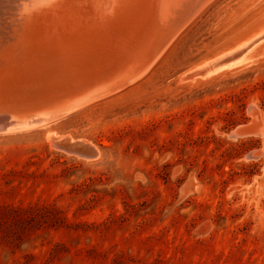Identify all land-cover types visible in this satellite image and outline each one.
Instances as JSON below:
<instances>
[{
  "label": "rangeland",
  "instance_id": "1",
  "mask_svg": "<svg viewBox=\"0 0 264 264\" xmlns=\"http://www.w3.org/2000/svg\"><path fill=\"white\" fill-rule=\"evenodd\" d=\"M57 1L8 25L0 111L92 100L0 132V264H264V138L250 109L264 122V37L240 65L197 76L264 31V0H210L140 71L177 16L155 30V0Z\"/></svg>",
  "mask_w": 264,
  "mask_h": 264
},
{
  "label": "bare ground",
  "instance_id": "2",
  "mask_svg": "<svg viewBox=\"0 0 264 264\" xmlns=\"http://www.w3.org/2000/svg\"><path fill=\"white\" fill-rule=\"evenodd\" d=\"M50 0H0V43H4V42H7L9 39H11L12 38V36L11 35H9V34H7V27H8V25L10 26V25H14V24H16L17 23V21H18V19H19V17L20 16H22L23 15V17H24V14H27L29 11H30V9L31 8H33V7H35L36 5H44L46 2H47V4H48V2H49ZM59 1V0H58ZM57 1V2H58ZM62 1V0H61ZM88 1V0H87ZM96 1V0H95ZM103 1V0H102ZM121 1V0H120ZM127 1V0H126ZM126 1H125V3H126ZM128 1H130V0H128ZM127 1V2H128ZM142 1V0H141ZM150 1V0H149ZM148 1V2H149ZM156 1V4H155V11L153 10V14H154V19H156V27H155V30H157L158 28H159V24H161V22H169V21H171V20H169V18H173V17H175V16H177V19H178V17H179V19H182V18H185L182 22V24H181V27L179 28V30H177L173 35H172V37L173 36H175L176 34H178V32L181 30V29H183V27L185 28V25L198 13H200L201 11H202V9H204V7L210 2V0H155ZM200 1H203V3H201L200 4V6L197 8V9H194V7L200 2ZM54 2V1H53ZM53 2L51 1V3L50 4H53ZM57 2H55V3H57ZM73 2H75V1H73ZM83 2H84V0H83ZM122 2H123V0H122ZM121 2V3H122ZM131 2V1H130ZM138 2V1H137ZM100 3H102V2H100ZM100 3H99V5H100ZM112 3V2H111ZM119 3V2H118ZM124 3V4H125ZM59 4H61V3H59ZM62 4H64L63 3V1H62ZM78 4V3H77ZM108 4V3H107ZM123 4V3H122ZM128 4V3H127ZM139 4V3H138ZM54 5H56V4H53V5H51L52 6V8H53V6ZM67 5V4H66ZM80 5V4H79ZM81 5H82V3H81ZM105 5V4H104ZM108 5H111V4H108ZM128 5H130V4H128ZM57 6V5H56ZM73 6V5H72ZM83 6V5H82ZM93 6V5H92ZM118 6V5H117ZM120 6V5H119ZM125 6V5H124ZM154 6V5H153ZM39 7H41V6H39ZM45 8H46V6H44ZM49 6H47V8H48ZM59 7V6H58ZM61 7V6H60ZM67 7V6H66ZM121 7V6H120ZM119 7V8H120ZM126 7V6H125ZM130 7H132L131 5H130ZM42 8V7H41ZM46 8V9H47ZM54 8L56 9V7L54 6ZM63 8V7H62ZM74 8V7H73ZM100 8V7H99ZM102 8V7H101ZM126 8H128V7H126ZM154 8V7H153ZM49 9H51V7H49ZM54 9V10H55ZM57 9H59V8H57ZM61 9V8H60ZM59 9V10H60ZM86 9V8H85ZM108 9V8H107ZM110 9V8H109ZM115 9V8H114ZM129 9V8H128ZM133 9H135V7L133 8ZM150 9H151V7H150ZM48 10V9H47ZM46 10V11H47ZM53 10V9H52ZM53 10V11H54ZM79 10V9H78ZM84 10V9H83ZM117 10V9H116ZM125 10V9H124ZM127 10V9H126ZM37 11V10H36ZM45 11V12H46ZM49 11V10H48ZM47 11V12H48ZM64 11V10H63ZM80 11V10H79ZM121 11H122V8H121ZM120 11V12H121ZM47 12H46V14H47ZM95 12V11H94ZM115 12V11H114ZM113 12V13H114ZM127 12H129V11H127ZM127 12H126V14H127ZM139 12V11H138ZM188 12H190V14H189V16H187V14H188ZM40 13V12H39ZM42 13V12H41ZM49 13H50V11H49ZM51 13H53V12H51ZM87 13V12H86ZM104 13V12H103ZM122 13H124V12H122ZM133 13H136V12H133ZM144 13H145V11H144ZM35 14H36V12H35ZM43 14V13H42ZM79 14V13H78ZM97 14V13H96ZM108 14V13H107ZM106 14V15H107ZM125 14V15H126ZM129 14V13H128ZM131 14V13H130ZM141 14H143V13H141ZM31 15V14H30ZM64 15V14H63ZM74 15V14H73ZM110 15V14H109ZM115 15V14H114ZM114 15L112 16V17H114ZM136 15V14H135ZM135 15H133V16H135ZM138 16L140 15V14H137ZM75 16V15H74ZM73 16V17H74ZM79 16V15H78ZM83 16V15H82ZM91 16V15H90ZM137 16V17H138ZM141 16V15H140ZM192 16V17H191ZM23 17H22V19H23ZM41 17H42V15H41ZM43 17H45V16H43ZM57 17V16H56ZM84 17V16H83ZM109 17V16H108ZM107 17V18H108ZM119 17H120V15H119ZM141 17H143V16H141ZM147 17V16H146ZM153 17V16H152ZM182 17V18H181ZM26 18V17H25ZM48 18H50V17H48ZM52 18V17H51ZM54 18V17H53ZM59 18V17H58ZM80 18H81V15H80ZM95 18V17H94ZM123 18V17H122ZM129 18V17H128ZM140 18V17H139ZM21 19V20H22ZM27 19V18H26ZM33 20L35 19V18H32ZM38 19V18H37ZM46 19V18H45ZM44 19V20H45ZM60 19V18H59ZM70 19V18H69ZM72 19V18H71ZM77 19V18H76ZM79 19V18H78ZM82 19H84V18H82ZM110 19V18H109ZM112 19V18H111ZM116 19V18H115ZM124 19V18H123ZM132 19H135V18H132ZM152 19V18H151ZM150 19V20H151ZM176 19V20H177ZM178 19V20H179ZM36 20V19H35ZM63 20V19H62ZM90 20V19H89ZM95 20V19H94ZM124 20H126V19H124ZM138 20V19H137ZM149 20V21H150ZM153 20V19H152ZM177 20V21H178ZM42 21V20H41ZM77 21L78 20H76V23H77ZM80 21V23L82 22L81 20H79ZM84 21H85V19H84ZM116 21V20H115ZM120 22L122 21V20H119ZM128 21V20H127ZM146 21H148V20H146ZM176 21V22H177ZM50 22L52 23L53 21H51V19H50ZM56 22V21H55ZM60 22V21H59ZM70 22V21H69ZM90 22H91V20H90ZM43 23V22H42ZM42 23H40V24H38V22H37V24L39 25V26H41V24ZM64 23V22H63ZM95 23H97V22H95ZM112 23V22H111ZM151 23V22H150ZM29 24V23H28ZM32 24V23H31ZM46 24H48V23H46ZM46 24H44V25H46ZM75 24V23H74ZM78 24V23H77ZM83 24V23H82ZM85 24V23H84ZM122 24V23H121ZM133 24V23H132ZM33 25V24H32ZM37 25V26H38ZM86 25H88V23L86 24ZM96 25V24H95ZM94 25V26H95ZM108 25V24H107ZM114 25H116V27H117V24H114ZM113 25V26H114ZM119 25V24H118ZM135 25V24H134ZM167 25V24H166ZM166 25H162V26H166ZM169 25V24H168ZM30 26V25H29ZM43 26V25H42ZM47 26V25H46ZM52 26H53V23H52ZM51 26V27H52ZM60 27H62L63 28V26H61V25H59ZM70 26H71V24H70ZM69 26V27H70ZM72 26H73V24H72ZM79 26H81V24L79 25ZM92 27V29L93 30H95V27ZM111 26H112V24H111ZM132 26V25H131ZM31 27V26H30ZM32 27H34V26H32ZM55 27H56V29H58L57 28V26H56V24H55ZM87 27V26H86ZM10 28V27H9ZM45 28V27H44ZM48 28V27H47ZM52 28H54V27H52ZM51 28V29H52ZM61 28V29H62ZM68 28V27H67ZM70 28H73V27H70ZM75 28V27H74ZM80 28V29H79ZM82 28V29H81ZM83 28H85V27H77V29L78 30H76V28H75V31H79L80 30V33H78V32H75L74 34H76V33H78V34H81L82 32H81V30L83 31ZM88 28H90V27H88ZM131 28V27H130ZM154 28V27H153ZM164 28V27H163ZM41 29V28H40ZM55 29V30H56ZM111 29V28H110ZM114 29V28H113ZM133 29V28H132ZM147 29V28H146ZM66 30V29H65ZM154 30V29H153ZM46 31V30H45ZM49 31V30H48ZM57 31V30H56ZM64 31V30H63ZM68 31H70V30H68ZM67 31V32H68ZM72 31V30H71ZM90 31V30H89ZM105 31V30H104ZM109 31H112V30H109ZM117 31V30H116ZM135 31V30H134ZM133 31V32H134ZM144 31V30H143ZM159 31V30H158ZM51 32V31H50ZM50 32H48V33H50ZM52 32H53V29H52ZM66 32V31H65ZM84 32H87V29L85 30L84 29ZM102 32V31H101ZM108 32V31H107ZM163 32V31H162ZM38 33V32H37ZM54 33V32H53ZM59 33V32H58ZM57 32H56V34H58ZM63 33V32H62ZM69 33H71V32H69ZM89 33V32H88ZM88 33H86V34H88ZM93 33V32H92ZM91 33V31H90V35L92 34ZM147 33V32H146ZM73 34V35H74ZM113 34V33H112ZM112 34H110V35H112ZM128 34V33H127ZM33 35H35V34H33ZM39 35V34H38ZM43 35V34H42ZM45 35V34H44ZM51 35V34H50ZM72 35V36H73ZM82 36H83V38H84V35H83V33L81 34ZM96 35H97V33H96ZM103 35V34H102ZM134 35V34H133ZM142 35H144V34H142ZM141 35V36H142ZM152 35H153V33H152ZM152 35L150 36V37H152ZM161 35V34H160ZM11 36V37H10ZM21 36V35H20ZM53 36H55V34L53 35ZM63 36H64V34H63ZM76 36V35H75ZM75 36H73V37H75ZM88 36V35H87ZM92 36H93V34H92ZM94 36H95V33H94ZM93 36V37H94ZM178 36V35H177ZM176 36V37H177ZM14 37V36H13ZM68 37V36H67ZM92 37V38H93ZM96 37V36H95ZM135 37V36H134ZM155 37H157V36H155ZM175 37V38H176ZM264 37V31L263 32H261V33H259L256 37H254V38H252V39H250L249 41H247V42H245V43H243V44H241L240 46H238V47H236V48H234L233 50H230V51H227V52H225V53H222V54H220L219 56H217V57H215V58H213V59H211V60H209V61H207V62H204L203 64H201V65H199V66H197V69H199V74L197 75V76H205V75H209L210 73H213V72H215V71H219V70H221V69H223V68H225V67H227V66H230L231 64H232V66H230V67H233V66H238V65H240L242 62H243V58H244V54L248 51V49L250 48V47H252V45L254 44V43H256L257 41H259L261 38H263ZM20 38V37H19ZM54 38V37H53ZM77 38H80V37H78L77 36ZM86 38V37H85ZM91 38V39H92ZM101 38V37H100ZM136 38L137 37H135L134 38V40H136ZM144 38H145V35H144ZM24 39H25V36H24ZM30 39H31V37H30ZM43 39H45V38H43ZM63 40H64V38H62ZM66 39V38H65ZM72 39V38H71ZM73 39H75V38H73ZM72 39V40H73ZM96 39V38H95ZM139 39V38H138ZM149 39V38H148ZM13 40V39H12ZM56 40H57V38H56ZM61 40V39H60ZM67 40V39H66ZM77 40V39H76ZM130 40V39H129ZM173 40V39H172ZM37 41H39V40H37ZM54 41V40H53ZM62 41V40H61ZM71 41V40H70ZM75 41V40H74ZM81 41V40H80ZM80 41H78V42H80ZM139 41V40H138ZM143 41V40H142ZM146 41V40H145ZM144 41V42H145ZM60 42V41H59ZM58 42V43H59ZM78 42H77V45H78ZM170 42V41H169ZM174 42V41H173ZM172 42V43H173ZM47 43V42H46ZM61 43V42H60ZM72 43V42H71ZM86 43H88V41L86 40ZM92 43V42H91ZM94 43H95V41H94ZM131 43V42H130ZM130 43H129V45H130ZM141 43V42H140ZM145 43H147V41L145 42ZM151 43V42H150ZM168 43V42H167ZM30 44V43H29ZM45 44V43H44ZM50 44V43H49ZM64 44V43H63ZM138 44H139V42H138ZM142 44H143V42H142ZM152 44V43H151ZM169 45L171 44V43H168ZM168 44H166V45H168ZM59 45V44H58ZM65 45V44H64ZM67 45H69L68 43H67ZM75 45V44H74ZM82 45V44H81ZM93 45V44H92ZM95 45V44H94ZM98 45V44H97ZM137 45V44H136ZM148 44H146L145 46H147ZM168 45V46H169ZM13 46H15V45H13ZM29 46V45H28ZM52 46V45H51ZM54 46V45H53ZM86 46V45H85ZM128 46V45H127ZM134 46V45H133ZM167 46V47H168ZM71 47H72V45H71ZM75 47V46H74ZM80 47V46H79ZM84 47V46H83ZM83 47H81V48H83ZM87 47V46H86ZM85 47V48H86ZM90 47H91V45H90ZM95 47V46H94ZM148 47H151V46H148ZM167 47L165 48V49H167ZM13 48H15V47H13ZM48 48V47H47ZM63 48V47H62ZM140 48H142V47H140ZM140 48H138V49H140ZM61 49V48H60ZM71 49V48H70ZM74 49V48H73ZM77 49V48H76ZM94 49V48H93ZM165 49H164V51H165ZM8 50H9V48H8ZM12 50V49H11ZM150 50V49H149ZM1 51V50H0ZM64 51V50H63ZM146 51V50H145ZM148 51V50H147ZM163 51V52H164ZM9 52V51H8ZM54 52V51H53ZM58 52V51H57ZM70 52H71V50H70ZM81 52V51H80ZM126 52V51H125ZM162 52V53H163ZM43 53V52H42ZM46 53V52H45ZM44 54V53H43ZM54 54V53H53ZM55 54H57L56 52H55ZM54 54V55H55ZM63 54V53H62ZM80 54V53H79ZM89 54H91V53H89ZM128 54H129V52H128ZM12 55V54H11ZM52 55V54H51ZM51 55H49V56H51ZM73 55V54H72ZM86 55V54H85ZM1 56V55H0ZM70 56V55H69ZM130 56H132V54H130ZM5 57V56H4ZM3 57V58H4ZM127 57V56H126ZM45 59V58H44ZM126 59V58H125ZM132 60H134L133 58H130L129 59V61H132ZM1 61V60H0ZM4 61V60H3ZM48 61H50V60H48ZM137 61V60H136ZM96 62V61H95ZM138 62V61H137ZM130 63H133V62H130ZM136 63V62H135ZM155 63V62H154ZM234 63V64H233ZM134 64V63H133ZM132 65V64H131ZM137 65V64H136ZM127 66H125V68H126ZM229 68V67H228ZM2 70V69H1ZM93 70V69H92ZM95 71H97V70H95ZM98 72V71H97ZM120 72H122V71H120ZM92 74H94V73H92ZM96 74V73H95ZM213 75V74H212ZM80 77V76H79ZM2 80V79H1ZM83 80V79H82ZM85 80V79H84ZM84 82H87V80L86 81H84ZM101 83V82H100ZM106 83V82H105ZM85 84H87V83H85ZM24 85V84H23ZM110 85H111V83H110ZM108 86V85H107ZM97 87V86H96ZM99 87H102L101 86V84H100V86ZM113 87V86H112ZM92 88H94V87H92ZM40 89H41V87H40ZM103 89V88H102ZM109 89V88H108ZM90 90V89H89ZM89 90H87V91H89ZM94 90L95 89H93V92H94ZM100 90V89H99ZM103 90H105V89H103ZM112 91V90H111ZM41 92V91H40ZM90 93H91V91H89ZM86 94H87V92H85ZM89 93V94H90ZM105 93V92H104ZM88 94V95H89ZM93 94V93H92ZM30 95V94H29ZM81 95V94H80ZM79 95V96H80ZM84 93H83V98H84ZM87 95V96H88ZM99 95V94H98ZM34 96V95H33ZM36 96H37V94H36ZM100 97H101V95H99ZM104 96V95H103ZM86 98V97H85ZM85 98H84V100H85ZM90 100H92V98L91 97H88ZM27 99V98H26ZM35 99V98H34ZM33 99V100H34ZM88 99V100H89ZM38 100V99H37ZM69 100V99H68ZM89 100V101H90ZM36 101V100H35ZM39 101V100H38ZM45 101H48V100H45ZM89 101H85V102H81V100H80V102H73V101H71V102H73L72 104L71 103H69V105H64V106H62L61 108H59V110H54V111H52V113L49 111V110H45V111H35L34 112V110H32L31 112H29V113H27V114H22V115H16V114H14V113H10V112H1L0 111V132H13V131H18V130H23L24 128H29V127H31V126H34V125H37V124H42V123H45V122H47V121H49L50 119H53V118H56V117H58V116H61V115H63V114H65V113H67L68 111H70V110H72V109H75V108H77V107H79V106H81L82 104H84V103H86V102H89ZM63 102V101H62ZM2 104V103H1ZM45 104V103H44ZM4 105V104H3ZM45 106V105H44ZM15 107V106H14ZM17 108H18V106H16ZM33 107V106H32ZM37 107V106H36ZM33 108H35V107H33ZM14 109V108H13ZM251 109V113L253 114V122H255V125H256V127H257V129H258V135H260L261 137H263L264 138V122L262 121V119L260 118V116H259V113H258V111L256 112V111H254V108L253 107H251L250 108ZM12 110V109H11ZM10 110V111H11ZM20 110V109H19ZM24 110V109H23ZM31 110V109H30ZM256 110V109H255ZM22 112V111H21ZM51 113V114H50ZM250 113V112H249ZM17 129V130H16ZM253 129H254V127H253ZM255 130V129H254ZM236 131H233L232 132V134H235L236 135ZM50 134V133H49ZM52 134V133H51ZM54 134V133H53ZM257 134V133H256ZM55 136H57V135H55ZM55 136H53V140L56 138ZM51 137H52V135H51ZM50 137V138H51ZM55 137V138H54ZM58 137V136H57ZM54 144H56L58 147H60V148H62V146H60L59 144H57L56 142L54 143L53 142V145ZM63 149H65V148H63ZM262 149V148H261ZM66 151H68V152H72V153H75V154H78V155H80V156H83V157H87V158H94V157H96L97 156V154H98V151H97V149L94 147V146H92L90 149H89V151L87 152V153H82V152H76V151H73V150H68V149H65ZM255 152H259V151H255Z\"/></svg>",
  "mask_w": 264,
  "mask_h": 264
},
{
  "label": "water",
  "instance_id": "3",
  "mask_svg": "<svg viewBox=\"0 0 264 264\" xmlns=\"http://www.w3.org/2000/svg\"><path fill=\"white\" fill-rule=\"evenodd\" d=\"M203 3V1H200L195 7L194 9H197L200 4ZM190 12H188L187 16H189ZM182 18V17H181ZM185 18H182V19H177L172 25H168L162 32V36L161 38H159L158 40V44L155 48L151 49V52L150 54L148 55L147 58H145L146 60L139 66V71L147 64L149 63L148 61H150L152 59V57H154L156 55V53L161 49V47L163 46V44H165L169 38L172 37V35L177 31L179 30V28L181 27V24L183 23L182 21L184 20ZM135 70L134 72H137L138 70ZM197 73H199V69L197 70ZM248 125L246 126H241V127H238L236 128L234 131L237 132V134H240V135H243L244 133H247L248 130ZM67 141V140H66ZM65 141V142H66ZM68 150H73V151H76V152H82V153H87L89 151L90 148H87L85 151H80V148L84 147V146H87L86 144H83V143H80V142H71L70 140H68L66 142V145H64ZM70 146V147H68ZM79 148V149H77Z\"/></svg>",
  "mask_w": 264,
  "mask_h": 264
}]
</instances>
